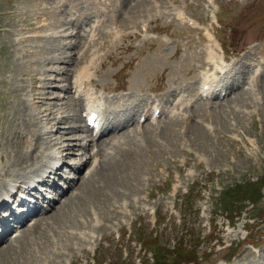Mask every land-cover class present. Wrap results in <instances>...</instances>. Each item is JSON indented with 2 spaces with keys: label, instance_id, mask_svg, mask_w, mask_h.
<instances>
[{
  "label": "rangeland",
  "instance_id": "1",
  "mask_svg": "<svg viewBox=\"0 0 264 264\" xmlns=\"http://www.w3.org/2000/svg\"><path fill=\"white\" fill-rule=\"evenodd\" d=\"M64 1L72 4L79 2L82 21L87 22L90 19L89 0H0V184L6 181L7 177L11 178L10 175L16 177L15 174H19L21 180L25 179V173L33 169L39 171L40 163L45 160L40 153L48 143L46 139L50 140L55 135L56 137L60 135L57 130H52L45 135V139V136L37 132L38 127L31 116L29 103L33 101L30 90L32 83L36 88L34 93L39 91L40 81L45 84V89L50 93L43 99L40 97L36 105H45V102L49 101L46 105L49 107L51 104L55 105V116L73 112L74 106L72 108L67 103V100L73 101L67 85L72 69L84 62L93 63L95 59L100 60V63L96 68L98 72L94 76L96 80L94 82L100 87H105V92L129 88L138 95L156 86L158 88L170 86L182 78V72H191L188 63L182 65V61L195 60L193 65L195 68L200 56L199 51L194 50L197 45L193 43L198 42L196 38L190 49L182 50L189 32L174 20V12L180 9L201 21L207 20L208 26L210 23L217 25L212 22V16L216 14L220 25L215 30L228 54H242L248 52L250 48L251 51L260 47L264 49V0H212L213 4L208 10L205 8L207 0H147L149 4L144 11H141L142 7H138L137 3L135 4V0H124L123 10L119 14L108 12L99 0H91L94 12L100 11L105 15L102 19L104 25L96 29V34L85 44V49L83 48L85 37L77 36L70 24L73 31V35L70 36L76 41L81 39L76 47L70 49L68 44L65 47L59 44L63 37L52 35L58 38L52 40L49 38L50 33L43 32V25L49 23L51 19L49 20L45 14L40 16L37 13L39 5L50 8L55 6L57 11L59 8L63 19L67 20L66 10L61 5ZM156 7L159 12L155 13L149 27L153 31H160L161 41L148 39L151 38L149 31L144 37H134L126 33L127 26L134 21H147L146 16L145 18L140 15H146L147 10L153 13L156 10H151ZM47 14L51 15L52 12L48 11ZM111 18H116V24L120 29L115 39L114 28L110 27L113 23ZM67 21L69 23V20ZM43 34H46L44 39L41 38ZM178 36L179 50L174 49ZM68 40L63 42L72 41ZM37 43L46 52L49 48L54 49V53H35ZM203 44L206 45V41ZM61 50L65 52L64 59L72 57L74 60L72 63L76 61L75 64L70 63V67L61 59H50ZM37 57L40 58L38 61L34 59ZM238 60L239 65L249 62L241 58ZM59 67L67 69L68 75L66 76L63 70L62 73L57 72ZM262 76L257 75L254 80L252 78L250 83H246L248 86L244 84L248 90L241 87L235 89L224 102L216 105L214 102H207L189 107L183 121L164 118L153 128L147 122L143 127H139V130L136 128V136L129 132L124 141L119 139L123 146L136 145L141 148L129 147L123 156L116 152L117 156L115 153L108 160L109 167L118 172L117 178H106L102 175V171L108 169L107 163L103 162L98 168V173L91 176L90 184H85L84 187L81 176L88 175L87 160L79 172L74 173L73 170L68 172V176L75 177L74 180L78 177V181L72 184L75 188L66 191V195H70L60 203L58 197H61V200L64 198L63 195H59L61 189L56 191L51 187L46 190L42 185H36L39 187L38 190L33 189L28 193V198L37 201L41 196L38 200L40 210L45 208L41 204L47 203V196H52L56 202L47 207L42 215L38 213L40 217H45L40 222L36 220L38 214L29 215L28 222L25 221L19 228L20 234L16 238L15 236L12 238L11 234L9 238L14 240L0 245V264H18V259L19 264L43 262L89 264L91 261L101 264L104 260L110 264L113 259L121 260L124 264H131L136 260L142 264H229L231 261L235 263L240 252L244 253L239 255L241 261L244 256L246 262L261 261L259 255L261 250L253 253L248 243L263 248L264 228L254 229L247 223H252L248 220L249 217H256L258 220L259 214H264V76ZM50 78L52 79L49 80ZM252 81L255 83L254 86L251 85ZM62 83L66 89L59 88L63 86ZM250 88L253 91L249 90ZM27 91L30 95H27ZM59 95L64 99L54 98ZM114 97L115 94L106 96L105 114L108 120L111 117L113 123H116L120 117L117 110L120 100ZM79 108L78 106L77 117H72L77 128L71 133L84 137L89 131L84 128ZM68 121L70 124L69 119ZM125 132L117 136H123ZM103 136L107 137L99 139L97 144L95 140L89 144L90 148L93 145L96 151L90 156L91 161L94 158L98 159L99 155L102 160L103 155L100 152H104L103 148L108 147L106 150H111L110 144L107 147L105 144L112 141L110 137L114 136L117 139L116 135ZM64 137L66 143L69 140L67 137H71V134ZM25 140L29 143H25ZM78 141L84 143L85 139L79 138ZM115 142L118 145L119 142L117 140ZM52 146L53 150L65 152L64 146L63 148ZM116 149L117 147L114 148ZM79 150L70 154V158H64V161H80L88 157V147ZM24 154L28 158L29 154L42 157L35 164L36 162L31 163L28 161L30 159H25ZM136 161L141 162L142 166L137 170L136 177L129 178L131 165ZM66 167L64 163L62 169ZM61 172L59 169L58 173ZM51 175L49 178L55 179L58 185H65L68 182L60 178L59 174ZM91 185L93 189L99 190L85 189ZM70 190L72 191L69 193ZM55 205L58 210L54 209ZM55 210L57 214L51 216V219L48 218L47 216ZM94 214L98 216L96 222L93 219ZM93 224L97 227L95 232L91 233L90 231L94 230ZM209 225H212L210 231ZM244 227L249 231L247 236L249 238L245 240ZM213 232L214 237L209 235ZM140 237L145 239L144 243L148 248L144 255L143 251L139 250ZM149 238L155 240L150 239L148 244L146 239ZM216 238L222 241L221 244L224 246L228 245L229 241L232 243L225 251H216ZM28 240L31 244L26 246ZM223 240L229 243L225 244ZM5 244L11 248L2 250ZM154 244L160 246L159 250L154 248ZM174 246L180 250L181 257L177 256ZM26 249H29L30 253L34 251L33 262L24 254ZM122 250L126 251V260L120 257ZM157 250L158 252L154 253ZM8 251L12 253L7 254ZM155 256L159 261H155ZM39 258L44 259L41 261Z\"/></svg>",
  "mask_w": 264,
  "mask_h": 264
},
{
  "label": "bare ground",
  "instance_id": "2",
  "mask_svg": "<svg viewBox=\"0 0 264 264\" xmlns=\"http://www.w3.org/2000/svg\"><path fill=\"white\" fill-rule=\"evenodd\" d=\"M54 3V2H53ZM164 3H167V2H164ZM171 3V2H170ZM149 4V2L147 1V0H137V6L138 7H142V9H141V11H144V10H146V7H147V5ZM152 4V3H151ZM161 4H163V3H161ZM172 4V3H171ZM53 5V4H52ZM144 5H146L145 7H144ZM159 5V4H158ZM165 5V4H164ZM40 7H39V9L37 10V13L41 16L42 14H45V15H47L48 17H49V20H50V22L49 23H46V24H44L43 26V29H44V33H47V34H49V38L51 37L52 38V40L53 39H58L57 37H63L62 38V40L63 41H67V39H70V40H73V38L70 36V35H73V31L70 29V26H69V23H68V21L67 20H64L63 19V17H62V13L60 12V10H59V8H58V11H57V7H55V6H51V4H50V6L54 9V12H53V9L52 8H50L49 6H44L43 7V5H39ZM162 6V5H161ZM166 6V5H165ZM158 7H160V5L158 6ZM172 8V7H171ZM168 9H169V7H168ZM173 9V8H172ZM175 9V8H174ZM173 9V10H174ZM177 9V8H176ZM170 10V9H169ZM48 11H51L52 12V14L51 15H48L47 14V12ZM152 11V10H151ZM141 16V15H140ZM141 18V17H140ZM139 18V19H140ZM146 18V17H145ZM138 19V18H137ZM142 19V18H141ZM66 24L68 25V26H66ZM101 25L102 24H100V22H99V25L96 27V29L97 28H100L101 27ZM48 29H50V31L48 30ZM96 29L94 30V32L96 31ZM45 30H48V31H45ZM42 32V31H41ZM76 34H77V32H76ZM46 35V34H45ZM45 35L43 34V36L41 37L42 39H44V37H45ZM52 35H56V36H52ZM49 38H47V39H49ZM41 39V40H42ZM46 39V40H47ZM90 39H92V38H90ZM95 39V38H94ZM37 40V39H36ZM51 40V39H50ZM61 40V39H60ZM70 40H68V41H70ZM47 41H49V40H47ZM63 41H60L59 42V44H61V46L62 47H65L67 44V46H69V49H70V47L72 48V47H76L77 45H78V43L80 42V38L76 41V40H73V42L72 41H70V42H63ZM55 42V41H54ZM57 43V42H56ZM35 46H36V49L34 50L35 51V53H37V54H41V53H45V54H47V53H50V52H53L54 51V49H51V48H49V49H47V52H46V50L45 49H41L40 48V46H39V43H37V44H35ZM58 47V46H57ZM45 48V47H44ZM68 49V50H69ZM67 51V50H66ZM71 52V51H70ZM54 53V52H53ZM62 53V54H61ZM65 52H63L62 50L61 51H59L57 54H53L52 56H51V58L50 59H54V60H62L63 62H65L66 64H68L69 66H70V63L71 64H75V62H73L72 63V61H74L73 60V58L71 57H69L68 59L67 58H65L64 59V56H63V54H64ZM52 54V53H51ZM67 54V53H66ZM72 54V53H71ZM74 54V53H73ZM47 56H49V55H47ZM70 56V55H69ZM41 57H44V56H41ZM214 57H215V54L213 53V52H209V59L211 60V61H213V59H214ZM91 58H92V56H91ZM36 61H38V59H40V58H34ZM45 60H47V59H45ZM64 60H66V61H64ZM56 62V61H55ZM58 62V61H57ZM64 63V64H65ZM86 63V62H85ZM213 63H214V61H213ZM77 65V64H76ZM45 67V66H44ZM62 67H64V66H62ZM71 67V66H70ZM80 67H81V65L79 66V69H80ZM66 68H68V67H66ZM55 69V68H54ZM79 69H77V72L75 73V74H73L72 75V77H71V79H69V82H68V84L67 85H69V87H70V92H72V91H74L75 92V94H73L72 95V99H73V101L72 100H67V103H68V106H71L72 108H73V106H74V108H73V112L71 113V114H62V113H60V114H62V115H58V116H55V113H54V109H55V105L53 106L52 104H51V107H49V106H47L48 104H47V102H49V101H46L45 102V105H36L37 104V101H38V99L41 97L42 99L44 98V97H46L50 92L48 91V90H46L45 89V87H44V85H43V83L40 81V84L38 85L39 86V91L38 92H33L36 88H34V86H33V84L34 83H32V85H31V87H30V90H31V92H32V96H31V99L33 100L32 102H29L30 103V111L32 112V114H31V116L35 119L34 121H35V124L37 125V132H39V135H42V136H45V135H47L49 132H52V130H57L59 133H60V135H58L57 137H56V135H55V137L54 138H51L50 140H47L46 139V136L44 137L45 139H46V141L48 142L47 143V145L45 146V148H44V150H43V152L42 153H40L44 158H45V160L43 161V162H41L40 163V167H39V171H36V169H33L32 171H30V172H27V173H25L24 175H25V179H21V180H19V174H15V176L16 177H12V175H10L11 176V178L10 177H7V176H5V175H8V174H5L4 176L5 177H7V180L5 181L4 180V182H2L1 184H0V200H1V204H3L5 201H3L2 199L5 197V196H8L7 197V199L9 200V198L11 197V195H12V193L15 191V190H19L18 188H22V189H25V190H31L32 189V186H30V184L32 183V181H34V182H38L37 181V179L39 178V177H41L42 175V173L43 172H48V173H50V174H53V175H56L57 174V172H58V167H59V165H60V161H62L64 158H70V154H72L73 152L75 153V151L77 150V151H80L79 150V148L80 147H83V144L85 145V144H90V138L91 137H89L90 135L88 134V135H84V137H81L82 135H80V137H79V135L78 136H76V134H72L71 132L73 131V130H75L76 128H75V126H74V124L73 123H76V122H74L73 120H72V117L73 116H76L77 117V110H78V107H77V105H76V103H78V102H76L79 98H81V99H83L84 100V103H87L88 102V100H90V98H92V94H91V90H92V85H96V83L94 82L95 80H94V77H93V72H91L89 69H88V67L87 66H84L81 70H79ZM61 70H63V72H65V75L67 76L68 75V72L69 71H67V69H63V68H61L60 69V67H59V69L57 70V72H61ZM69 70V69H68ZM79 70V71H78ZM98 72V71H97ZM97 72H96V74H97ZM62 73V72H61ZM56 74V73H55ZM264 76V75H263ZM262 76V77H263ZM60 77H62L63 78V76H60ZM66 78V77H65ZM52 78H50L49 80H51ZM48 80V81H49ZM253 80H254V78H253ZM36 81V80H35ZM35 81H33V82H35ZM63 84V83H62ZM248 84V83H247ZM246 84V85H247ZM255 84V83H254ZM254 84H253V81H252V86H254ZM245 85V86H246ZM48 86V85H47ZM60 86V85H59ZM83 86H86L87 87V89H88V91L87 92H82V88H83ZM248 86V85H247ZM249 86H250V84H249ZM59 88H64V89H66L65 88V85L63 84V86H61V87H59ZM253 88H255V87H253ZM248 90V89H247ZM246 90V91H247ZM249 90H252L251 88L249 89ZM37 91V90H36ZM240 91V90H239ZM253 91V90H252ZM27 95H30V93L27 91ZM240 93V92H239ZM247 93V92H246ZM77 94V97H75V95ZM248 95H249V93H248ZM251 96V95H250ZM252 97V96H251ZM56 100H59V99H64V97L63 96H61V95H59V96H55L54 97ZM66 98V97H65ZM71 98V97H70ZM51 101H55V100H51ZM230 101V100H229ZM42 102V101H41ZM59 102V101H58ZM228 102V101H227ZM53 103V102H52ZM47 104V105H46ZM115 104V103H114ZM58 110V109H57ZM56 110V111H57ZM184 110H186V109H184ZM59 111V110H58ZM29 112V111H28ZM179 112V111H178ZM177 112V113H178ZM175 115V114H174ZM177 116H179V115H177ZM173 117H175V116H171V117H169V118H173ZM68 119L70 120V124H68ZM80 119V118H79ZM33 121V120H32ZM149 122L150 123H153V120L150 118L149 119ZM85 125V124H84ZM86 127V125L84 126V128ZM136 128L137 127H135V128H132L133 129V131L131 132L134 136H136ZM85 129H87V127L85 128ZM36 132V133H37ZM129 132V131H128ZM32 133V132H31ZM126 134H123V136L121 135V136H117L116 138L117 139H115V137L113 136V137H110V139L112 140V141H110L109 143H107V141H106V143L107 144H105L106 146L105 147H107V145H109L110 144V146H109V149H111V150H106L107 148H103V149H105L104 150V152H100V154L101 155H103V159L102 160H98V159H96V158H94L92 161L90 160L89 161V163L90 164H93L94 166L91 168H89L88 170H87V174L88 175H83V176H81V181L83 182V186L84 187H86V185L85 184H90V182L92 181V178H91V176L92 175H94V174H96V173H98V168L100 167V166H102V163L103 162H106L107 163V166H108V169H107V171H102V175L103 176H105L106 178L108 177V178H117L118 176H119V174H118V172L116 171V170H112V168L113 167H109V163H110V161H108L109 159H111L112 157H113V155H115V153L116 152H120L119 154L121 155V156H123L124 154H125V152H126V150L129 148V147H134V148H141V147H136V145H128V146H123V145H121L120 144V142H119V139H123V141H124V138H125V136L126 135H128V133L127 132H125ZM66 134H71V137H67V138H69V140L68 141H66V143L64 142V140H63V138H65L64 137V135H66ZM23 136V135H22ZM130 137L132 136L131 134L129 135ZM129 136H127V137H129ZM79 138H82V139H85V142L84 143H79V141H78V139ZM109 138V137H108ZM44 139V140H45ZM129 139V138H128ZM118 141L119 143H118V145H116L117 143L115 142V141ZM131 140V139H130ZM81 141V140H80ZM100 141V140H99ZM132 141V140H131ZM143 142V141H142ZM25 143H29V141L28 140H25ZM97 144V143H96ZM144 144V143H143ZM52 145H56V146H58V147H62L63 148V146H64V149H65V152L63 151V152H60V150H53V149H51V146ZM127 145V144H126ZM145 145V144H144ZM80 146V147H79ZM141 146V145H140ZM117 147V149L116 150H114V148H116ZM52 148H53V146H52ZM55 148V147H54ZM63 149V150H64ZM76 149V150H75ZM99 149H102V148H99ZM113 149V150H112ZM37 150V149H36ZM103 151V150H102ZM114 151V152H113ZM96 152V151H95ZM98 152V151H97ZM19 153V152H18ZM85 153V152H84ZM35 154V153H34ZM98 154H99V152H98ZM41 155H36V156H33V154H29V158L27 157V155L26 154H24V158L25 159H30V160H28L29 162H31V163H35V164H37V162H38V160L42 157ZM83 155V154H82ZM95 155H97V154H95ZM88 157H86V159L83 161V162H80L81 161V157L80 158H78V159H80V161L79 160H77V161H72L70 164H69V169H77V168H80L79 166L82 164V165H84L86 162H87V160H89V158H90V156H91V153L89 152L88 153V155H87ZM116 156H117V153H116ZM94 157H97V156H94ZM102 157V156H101ZM37 158V159H36ZM151 158V157H150ZM42 160V159H41ZM50 160H52V161H50ZM73 160V159H72ZM75 160V159H74ZM79 161V162H78ZM140 166H142V163L141 162H139V161H136L135 163H132V165H131V170H130V173H129V178H134V177H136L135 175L137 174V170L140 168ZM89 167V165H87V167H86V169ZM35 171V172H34ZM85 171V170H84ZM5 173V172H4ZM48 173L47 174H45L44 175V177H49L50 176V174L48 175ZM61 176H64L66 179L67 178H69L68 176H66L65 174H64V172H62L61 174H60ZM98 175V174H97ZM52 176V175H51ZM44 177H43V179H44ZM9 178V179H8ZM56 178V177H55ZM61 178V177H60ZM100 178H101V176H100ZM69 179H71V178H69ZM44 180H48V179H44ZM73 180V179H72ZM3 181V180H2ZM58 181V180H57ZM78 181V180H77ZM24 183V184H23ZM76 183V182H75ZM48 185V184H47ZM77 185H78V183H77ZM50 186H53V187H58V184L56 183V182H54L53 181V183H52V185H50ZM75 185H71V186H67L66 187V189H64V190H62V193H63V196H64V198H63V200H61V197H58V200L60 199V201H59V203L61 202V201H64V200H66V198L68 197V195H70V194H67L66 195V191L69 189V188H72V187H74ZM106 186V185H105ZM52 187V188H53ZM109 187V186H108ZM39 188V187H38ZM75 188V187H74ZM77 188H78V186H77ZM86 190H88V189H90V190H92V191H98L99 189H93L92 188V185L89 187V188H85ZM20 191V190H19ZM72 190H70L69 191V193L71 192ZM41 197V196H40ZM80 200V199H79ZM36 201V200H35ZM49 201H51V200H49ZM56 202V201H55ZM58 203V204H59ZM54 204V203H53ZM53 204H51V205H49V203H47V207H49V206H52ZM58 204H57V206H58ZM109 204V203H108ZM56 205H55V207H54V209H56V207H57ZM71 208V207H70ZM47 210V208H45L43 211H41V215L45 212ZM56 210H58V209H56ZM56 210H55V212H53V213H51L49 216H47L48 218H50L51 219V216H53V215H56L57 214V212H56ZM38 213H40V210L39 211H37L36 212V215L38 214ZM91 214V213H90ZM35 215V214H34ZM40 215V216H41ZM39 216V214H38V216H36V220L38 219V222H40L41 221V219H43V218H45V217H40ZM3 217V216H2ZM98 216H96L95 214H94V216H93V219H94V222H96V221H98V218H97ZM4 218V217H3ZM73 219V218H72ZM26 221V219H24L23 220V222H22V224H24V222ZM46 223V222H45ZM47 224H49V223H47ZM94 225V230H91L90 232L92 233L93 231L95 232V227H97L96 226V224H93ZM48 226V225H47ZM19 235V233H17L16 235H15V238L17 237ZM32 239V238H31ZM89 239H91V237H89ZM14 239H12V241H13ZM0 242H3V240L2 239H0ZM6 242H8V241H6ZM6 244H8V243H6ZM5 244V245H6ZM29 244H31V242L28 240V243H26L25 245L27 246H29ZM37 247H38V251L40 252L41 250H40V247L37 245ZM11 247L9 246V245H6L5 247H3L2 248V250H4V249H10ZM36 247H34V249H35ZM72 248V247H71ZM32 249V248H31ZM33 250V249H32ZM38 252V253H39ZM12 252H10V251H8L7 252V254H11ZM33 253H34V251H33ZM32 252L30 253V251H29V249H26L25 250V252H24V254H26V257H27V259L29 260L30 259V261L31 262H33V260L35 259V255L33 254ZM36 253V252H35ZM21 254V253H20ZM23 254V255H24ZM38 257H40V255L38 256ZM2 259H4V258H2ZM41 258H39V260H40ZM42 259H44V258H42ZM41 259V261H43ZM19 262H20V260L18 259L17 260V263L19 264ZM24 264V263H23ZM43 264H45V262H43Z\"/></svg>",
  "mask_w": 264,
  "mask_h": 264
},
{
  "label": "trees",
  "instance_id": "3",
  "mask_svg": "<svg viewBox=\"0 0 264 264\" xmlns=\"http://www.w3.org/2000/svg\"><path fill=\"white\" fill-rule=\"evenodd\" d=\"M153 240H155V239H153ZM153 246H154L155 249H158V250H159V248H160V246L157 245V244H156V245L154 244ZM158 250L156 251V253L158 252ZM174 251L177 253V256H178V257H181V256H182V255L179 253V252H180L179 249H175ZM155 261H159V258H156V256H155ZM155 264H156V263H155Z\"/></svg>",
  "mask_w": 264,
  "mask_h": 264
}]
</instances>
